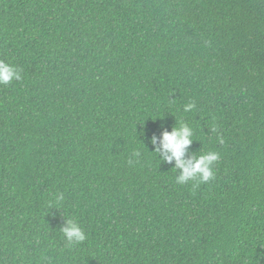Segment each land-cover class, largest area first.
Here are the masks:
<instances>
[{
  "label": "trees",
  "instance_id": "trees-1",
  "mask_svg": "<svg viewBox=\"0 0 264 264\" xmlns=\"http://www.w3.org/2000/svg\"><path fill=\"white\" fill-rule=\"evenodd\" d=\"M0 60V264H264V0H0Z\"/></svg>",
  "mask_w": 264,
  "mask_h": 264
},
{
  "label": "clouds",
  "instance_id": "clouds-1",
  "mask_svg": "<svg viewBox=\"0 0 264 264\" xmlns=\"http://www.w3.org/2000/svg\"><path fill=\"white\" fill-rule=\"evenodd\" d=\"M22 79L21 69L14 65L0 60V86H6L13 81H20ZM195 105L191 102L184 105V111L190 112ZM143 134V132H141ZM193 129L187 123H181L179 127H174L169 133L164 131L160 139V147L155 148V153L161 156V160L165 163H172L175 161L173 169L178 170L179 175L176 178V183L185 184L189 181H199L200 183H207L214 179V165L219 160V153L209 151L205 154L197 156L192 154L189 159L185 160L187 150L194 143ZM223 143V141H220ZM151 143L155 146L157 143L156 137H153ZM133 156L139 157L140 152L136 151ZM133 161L129 160V164ZM65 240L69 243L80 244L83 243L87 236L78 223L72 219L66 220V225L61 229Z\"/></svg>",
  "mask_w": 264,
  "mask_h": 264
}]
</instances>
